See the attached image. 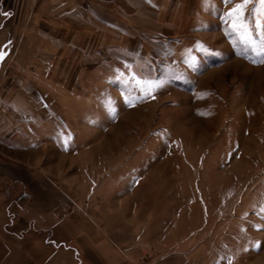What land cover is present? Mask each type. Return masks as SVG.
I'll return each mask as SVG.
<instances>
[{
	"label": "rangeland",
	"instance_id": "1",
	"mask_svg": "<svg viewBox=\"0 0 264 264\" xmlns=\"http://www.w3.org/2000/svg\"><path fill=\"white\" fill-rule=\"evenodd\" d=\"M237 2L167 0L161 15L150 7L129 21L79 17L71 0L72 14L53 18L65 33L20 34L25 60L3 86L0 155L44 139L35 152L137 264H264V56L229 35L224 13ZM257 8L249 3L248 19L259 39ZM38 19L44 31L50 20ZM126 65L162 86L144 96L115 78Z\"/></svg>",
	"mask_w": 264,
	"mask_h": 264
},
{
	"label": "crops",
	"instance_id": "2",
	"mask_svg": "<svg viewBox=\"0 0 264 264\" xmlns=\"http://www.w3.org/2000/svg\"><path fill=\"white\" fill-rule=\"evenodd\" d=\"M53 1L0 0V50L7 52L5 58L0 61L2 136L6 135L8 129L6 121H3L4 113L1 109L7 108V89L3 87L5 79H19L15 77L14 70L25 60L19 59L23 54L20 50L22 43L18 42L20 34L45 32L48 35L53 32L65 33L68 29L64 21L58 23L53 18L72 14L69 7L71 0H57L60 5H53ZM73 1L77 2L79 17L91 15L95 18H112L120 15L129 21L134 16L148 15L150 7L159 10L158 15L167 8V0H136L139 12H134V0H113L114 8L111 7L112 3H104L108 0ZM34 18H47L50 24L46 25L44 31H39L40 20ZM106 22L111 27L117 26L114 21ZM54 26L59 27V31L54 29ZM25 45L23 44L22 48L26 47L28 50L29 42ZM63 61L64 59L62 63ZM10 66L13 71L7 74ZM50 75L53 77V73L48 72L47 78ZM8 96L15 99L12 102L14 105L20 102L14 94ZM60 102L63 103L62 99ZM44 105L47 113L60 120L56 127L61 128L67 121L59 114L60 111L54 107L52 100L48 99V95ZM8 109L11 107L8 106ZM39 123L41 130L48 129L43 119ZM22 126V129L26 130L33 127L32 124ZM31 140L28 141L29 147L19 150L21 157L0 155V264H137L133 256L121 249L94 218L81 210L71 196L69 186L63 183L62 173L55 171L48 164L49 156L43 157L35 152L38 145L45 143L44 139L36 140L37 142ZM23 142L21 138L20 145Z\"/></svg>",
	"mask_w": 264,
	"mask_h": 264
},
{
	"label": "snow or ice",
	"instance_id": "3",
	"mask_svg": "<svg viewBox=\"0 0 264 264\" xmlns=\"http://www.w3.org/2000/svg\"><path fill=\"white\" fill-rule=\"evenodd\" d=\"M250 2H254V0H239V2L235 3V5L224 13L226 20L231 21L228 33L229 35H235L246 47L250 48L251 52L255 55L264 56V0H258L259 8L255 10L256 20L255 24L258 29L261 31L260 38L257 39L252 31L251 22L248 19V5ZM236 41L234 40V43ZM10 43V42H9ZM201 49L203 51H208V49L201 45ZM7 52L4 50H0V61H2ZM196 58L192 57L191 63L194 64ZM116 79H122L126 76V83H130L134 86V88H139L144 96H148L153 92L156 88L162 86V80L151 79L148 77H143L139 75L135 70L132 69V66L126 65V71H121L120 69H116ZM127 99V102L131 105L132 100ZM108 111L112 112L113 108L108 106ZM68 141L65 139V145H67ZM264 213V209L261 210ZM256 228L264 227L260 224L255 225ZM254 247H260V242L257 241ZM229 264H231V260H229Z\"/></svg>",
	"mask_w": 264,
	"mask_h": 264
}]
</instances>
